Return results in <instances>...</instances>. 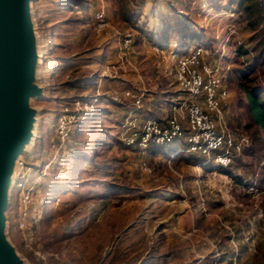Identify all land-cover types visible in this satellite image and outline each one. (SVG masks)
Instances as JSON below:
<instances>
[{
	"label": "rangeland",
	"instance_id": "obj_1",
	"mask_svg": "<svg viewBox=\"0 0 264 264\" xmlns=\"http://www.w3.org/2000/svg\"><path fill=\"white\" fill-rule=\"evenodd\" d=\"M96 11L105 25L94 24ZM27 14L43 40L34 79L43 91L25 103L36 113L20 157L32 167L25 178L30 218L21 228L25 193L15 184L3 212L4 237L19 263L264 264V137L246 128L239 102L246 84L237 75L253 60L256 41L264 51V38L251 39L237 0H29ZM125 34L130 52L121 63ZM196 43L209 49L211 62L220 56L225 119L249 141L224 168L173 153L175 144L141 151L117 140L131 107L121 91H142L141 115L164 117L169 98L182 96L168 74L169 51ZM257 63L249 75L262 82L264 63ZM106 67L113 77L100 76ZM95 95L92 116L59 141L62 104Z\"/></svg>",
	"mask_w": 264,
	"mask_h": 264
},
{
	"label": "built area",
	"instance_id": "obj_2",
	"mask_svg": "<svg viewBox=\"0 0 264 264\" xmlns=\"http://www.w3.org/2000/svg\"><path fill=\"white\" fill-rule=\"evenodd\" d=\"M97 27L105 25L101 11L92 15ZM130 34L122 36L117 57L120 62L128 63L130 52ZM210 51L207 47L195 45L187 52L177 54L169 51L168 74L173 77V84L181 97H170L167 113L164 117H143L142 91L132 88L123 89L121 97L130 101L123 119L118 123L117 140L127 148L137 150H151L160 147H174L173 153L185 152L195 154L203 159V163H211L220 168L228 167L248 146L249 141L245 135L233 132L225 119L223 106L228 95L226 85L222 80L219 66L220 56L216 62L208 60ZM123 65V64H120ZM113 67H106L101 71L102 77L113 74ZM107 72L108 76L103 75ZM115 91L111 92V100H118ZM98 95L89 102L74 99L65 102L58 110L54 130L63 141L73 123L80 122L92 116L93 103ZM142 117V118H141ZM32 167H26L19 158L13 184L23 192L22 207L18 210L17 217L21 220V228L30 218L25 205L29 202L30 187H26L25 178ZM24 190V191H23Z\"/></svg>",
	"mask_w": 264,
	"mask_h": 264
},
{
	"label": "water",
	"instance_id": "obj_3",
	"mask_svg": "<svg viewBox=\"0 0 264 264\" xmlns=\"http://www.w3.org/2000/svg\"><path fill=\"white\" fill-rule=\"evenodd\" d=\"M27 2L0 0V264H20L4 237L3 212L34 113L25 104L35 92Z\"/></svg>",
	"mask_w": 264,
	"mask_h": 264
},
{
	"label": "trees",
	"instance_id": "obj_4",
	"mask_svg": "<svg viewBox=\"0 0 264 264\" xmlns=\"http://www.w3.org/2000/svg\"><path fill=\"white\" fill-rule=\"evenodd\" d=\"M237 4L244 14V20L248 24L250 32H253L251 39H256L261 35L264 38V0H237ZM163 38L164 41L167 40L165 34H163ZM200 44L196 43V45ZM262 46V41H256L252 51L255 54L253 60L243 69H239L237 75L246 84L244 86L240 85L243 92V100L239 101L243 109L246 128L252 129L254 132L258 131L264 137V79L262 82H254L253 73L249 75L250 70L258 64L257 62L264 63ZM236 49L240 55H246L247 53V50H243L239 45ZM254 140H257V138L253 137Z\"/></svg>",
	"mask_w": 264,
	"mask_h": 264
},
{
	"label": "bare ground",
	"instance_id": "obj_5",
	"mask_svg": "<svg viewBox=\"0 0 264 264\" xmlns=\"http://www.w3.org/2000/svg\"><path fill=\"white\" fill-rule=\"evenodd\" d=\"M27 4H28V2H27ZM35 32L36 31H35L34 24L31 22V24H30V33H31V39H32V44H33L32 52H33V54L35 56V59H34V61H35V66H34V79L37 76L38 69H39V65H40V61H41L40 59L42 58V53L39 51V43H41V41H43L42 39L39 41V38L37 37V35H36ZM35 82L36 81H33V85L35 87V92L32 95L28 96L27 99H29V98L30 99H39L42 96V93L41 92L43 91V89H42V87L39 84H36ZM30 119L31 120H30L29 132H32V129L34 128L33 125L36 122V113H33V116L31 115ZM29 141H30V139H29ZM11 184L13 185V181H12Z\"/></svg>",
	"mask_w": 264,
	"mask_h": 264
}]
</instances>
